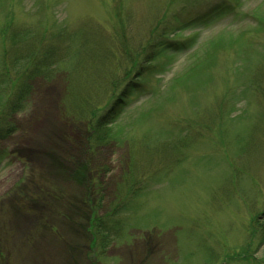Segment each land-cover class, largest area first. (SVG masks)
<instances>
[{"label":"rangeland","instance_id":"374dc122","mask_svg":"<svg viewBox=\"0 0 264 264\" xmlns=\"http://www.w3.org/2000/svg\"><path fill=\"white\" fill-rule=\"evenodd\" d=\"M161 36L184 47L146 67ZM22 104L0 264H264V0H0V115Z\"/></svg>","mask_w":264,"mask_h":264},{"label":"trees","instance_id":"16d2710c","mask_svg":"<svg viewBox=\"0 0 264 264\" xmlns=\"http://www.w3.org/2000/svg\"><path fill=\"white\" fill-rule=\"evenodd\" d=\"M184 43L185 42H180V41L174 40L173 38H170L169 36L168 37L167 36L159 37L157 40H155L154 43L149 45V51L145 54L146 56H145L144 60L148 63V65L146 67H151L150 61L153 59V56H157L160 51L170 50V49L181 50L184 47ZM15 45H16V43H15ZM124 52L128 53V51H126V49L124 50ZM16 57H20V56L16 55ZM44 57L52 60L51 57L50 58L48 57V55L44 56ZM52 58H53V56H52ZM46 64L51 65L52 62H49V60H48V62ZM16 69L18 70V68H16ZM137 72L139 73V71H137ZM128 73H130V72H128ZM16 75H19V70L16 71ZM17 87H20L19 88L20 99H23V100L26 99L27 98L26 93H28V91L23 86L18 85ZM126 89L127 88L123 89V91L121 92L120 98L118 97L117 101H115V102L119 103V101L123 97V95L126 94ZM122 101H125L124 98H122ZM24 102H25V100L23 101V103ZM8 107H10V109L12 107V110L10 111L11 113L9 111H8V113L7 112L5 113V111H7V109L4 107L3 108L4 113H2L0 115V118H4L7 115L11 116L12 114H15L16 112H20V111H23L25 109L23 104L20 106L9 105ZM92 113H93V111H92ZM120 113H121V110H119L113 106H110L107 109L106 113L104 115H102L101 117H99L97 120L93 119L94 117H91V118L88 117L87 118V121L89 122L87 124L89 132L94 133V132L98 131V134H99V135H97V137H98L97 141L98 142L106 143V142H108V139H111V138H107V137H102V136H107L106 135V133H107V130H106L107 124L106 123H109L108 121H110V119L115 118ZM11 125L12 124H10L9 126L6 125L5 128L0 127V141L4 140L7 136V134L10 133L11 131H13L11 128L13 126H11ZM0 152L2 153L1 149H0Z\"/></svg>","mask_w":264,"mask_h":264}]
</instances>
